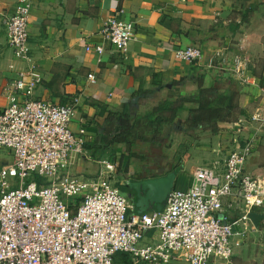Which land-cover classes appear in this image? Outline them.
Returning a JSON list of instances; mask_svg holds the SVG:
<instances>
[{
  "label": "built area",
  "instance_id": "obj_1",
  "mask_svg": "<svg viewBox=\"0 0 264 264\" xmlns=\"http://www.w3.org/2000/svg\"><path fill=\"white\" fill-rule=\"evenodd\" d=\"M32 1L16 0L5 17L8 43L26 67L2 90L0 149L10 150L13 162L0 166V264H115L120 252L144 264L229 262L249 223L257 228L249 213H264V174L248 168L255 139L198 168L193 184L174 187L161 210L130 211V199L111 180L118 163L101 160L96 178L70 173V157L82 154L86 141L84 128L76 135L71 127L80 97L69 103L34 97L42 74L29 42ZM135 35V23L118 14L104 22V41L117 52L126 54ZM94 50L102 55L105 45ZM202 54L197 46L176 51L187 61ZM246 69V56L236 53L231 70L243 78ZM88 78L96 81L93 73ZM34 174L40 180L26 182ZM154 229L158 239L140 246Z\"/></svg>",
  "mask_w": 264,
  "mask_h": 264
},
{
  "label": "crops",
  "instance_id": "obj_2",
  "mask_svg": "<svg viewBox=\"0 0 264 264\" xmlns=\"http://www.w3.org/2000/svg\"><path fill=\"white\" fill-rule=\"evenodd\" d=\"M261 1L33 0L29 42L42 74L34 97L56 103L80 97L71 127L76 135L84 128L86 141L82 154L71 155L72 167L91 160L95 175L87 177L96 178L103 169L100 161H112L116 156L121 144L103 146L107 143L104 136L120 127L118 118L109 119L110 113H120L130 104L136 118L143 119L170 95H194L200 86L218 87L225 102L226 93L235 91L237 108L229 121L218 122L213 129H172L169 140L187 147L184 166L175 171L188 178L183 181L187 185L180 188L193 184L192 169L205 165L204 159L225 158L235 145L242 146L252 137L256 145L264 126V10L244 16ZM15 6L16 0H0V108L7 104L2 96L4 86L26 67L8 43L5 17L14 13ZM113 14L135 23L136 35L126 54L115 51L103 38L104 22ZM97 44L105 45L102 55L94 50ZM89 45L92 49L87 51ZM187 46L201 48L202 58H177L176 51ZM240 52L247 57L243 78L231 70L234 56ZM90 73L96 81L88 78ZM187 115L188 107L177 122L184 123ZM200 138L202 143L195 145ZM94 162L100 163V171L93 169L97 166ZM132 171L138 174L136 179L174 172L154 174L156 169L149 163L134 166L129 173ZM129 178L125 181L128 185ZM130 259L138 264L125 254L116 255L115 264H127Z\"/></svg>",
  "mask_w": 264,
  "mask_h": 264
},
{
  "label": "trees",
  "instance_id": "obj_3",
  "mask_svg": "<svg viewBox=\"0 0 264 264\" xmlns=\"http://www.w3.org/2000/svg\"><path fill=\"white\" fill-rule=\"evenodd\" d=\"M262 10H264V0L253 6L244 18L249 15V12L259 15ZM226 95L228 99L225 102L224 99H221L220 90L216 86H200L194 95L172 94L160 102L154 111L143 119L136 118V111H133L129 104L120 113L109 114L110 120L118 118L120 127L118 131H111L104 136L107 143L103 146L124 145L128 154L122 153L118 169L119 165H122L123 158H126V168L129 171L128 161L140 156L134 151L137 144H149L154 149H161L169 140L173 128L182 131L213 129L216 123L229 121L237 108L236 93L229 90ZM193 103L196 105L195 107L187 106V104ZM187 107L188 115L185 122L180 125L177 119ZM165 126L170 127L165 130ZM169 171L177 172L176 169ZM116 185L122 194L125 195L126 191H130L132 194V189L127 183L117 182ZM175 188L178 187L175 186Z\"/></svg>",
  "mask_w": 264,
  "mask_h": 264
},
{
  "label": "rangeland",
  "instance_id": "obj_4",
  "mask_svg": "<svg viewBox=\"0 0 264 264\" xmlns=\"http://www.w3.org/2000/svg\"><path fill=\"white\" fill-rule=\"evenodd\" d=\"M169 127H166L165 130L169 129ZM257 138H258V143L254 145L253 153L248 159V165H249V169L253 173L264 174V126H263V132L258 133ZM197 143H202V138L195 140V145ZM235 147L236 145L233 148L231 146L232 149H234ZM186 148L187 147L185 144L183 143L178 144V142H176L175 140H168L161 149H154L149 144L140 143V144H137V146L134 148V151L140 156L132 158L131 161H128L129 167L133 168L134 170V166L138 167L145 163H149L150 167L153 170L156 169L154 174H157V175L164 174L168 170H173L177 168L180 170L182 166H184V163H185L183 161V156H184V153L186 152ZM116 149L118 153L116 154L115 157H113L112 159L113 163H118L121 161L120 158H121L122 153H125V155L128 154L127 152L128 150H126V147L124 145H120ZM177 154L180 156L179 158L175 156ZM210 161L212 160L204 159L205 163L206 162L208 163ZM12 162H13V155L10 152V150L6 148H1L0 149V166L9 165ZM91 164H92L91 160H89V164L87 162L85 163V160H83L82 164L80 163L76 164V166L74 167L70 165V173L74 174L77 177L79 176L80 178H85V177L89 178L87 176L95 175V173L92 174ZM95 164L97 166H94L93 169L98 167L99 168L98 171H100L101 170L100 163L97 162ZM121 164L122 165H119V169L117 167L115 169V172L112 174L111 180L113 182L123 181V183L126 184L125 181L128 180L129 177H130L129 179H131L130 182L132 181L134 177L139 178L138 174L136 175V172L132 171L130 172L131 173L130 174L129 171L127 170L126 158L125 159L123 158ZM196 170H197V167L195 166L192 169V173L194 174ZM185 178H187V175L184 172L179 173L176 177L175 186L180 188V187H184V185H187L186 183L183 182V181H188V178L187 179ZM29 180L39 181L40 177L37 174H34L33 177L27 179L26 182H28ZM125 196H127L130 199L131 205L134 206L133 201H132L133 196L131 192L126 191ZM158 237H159V231L157 229H154L145 235V237L141 240L139 245L140 246L147 245L151 243L153 240H157ZM236 242L237 243L235 246L234 255L231 257L230 261L227 262L226 264H264V221L260 222L259 227L257 228H254L251 225V223H249V228H248V231L245 237L239 238ZM123 254L125 253L120 252L117 254V257ZM127 264H133V261L130 259V261ZM140 264L142 263L140 262ZM171 264H186V263L179 261V262H175ZM217 264H219V262H217Z\"/></svg>",
  "mask_w": 264,
  "mask_h": 264
},
{
  "label": "water",
  "instance_id": "obj_5",
  "mask_svg": "<svg viewBox=\"0 0 264 264\" xmlns=\"http://www.w3.org/2000/svg\"><path fill=\"white\" fill-rule=\"evenodd\" d=\"M177 173L168 172L161 176L132 180L129 186L133 189V201L136 212L142 214L150 209L161 210L168 193L174 188ZM249 217L255 227H259L264 213L250 212Z\"/></svg>",
  "mask_w": 264,
  "mask_h": 264
},
{
  "label": "flooded vegetation",
  "instance_id": "obj_6",
  "mask_svg": "<svg viewBox=\"0 0 264 264\" xmlns=\"http://www.w3.org/2000/svg\"><path fill=\"white\" fill-rule=\"evenodd\" d=\"M132 180H139V179H136V178H133ZM129 183H130V181H129ZM132 189V188H131ZM134 191H133V189H132V193H133Z\"/></svg>",
  "mask_w": 264,
  "mask_h": 264
}]
</instances>
